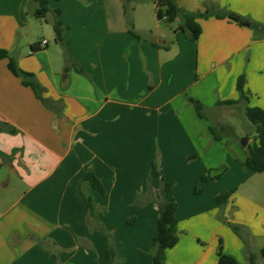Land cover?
<instances>
[{"label": "crops", "instance_id": "1", "mask_svg": "<svg viewBox=\"0 0 264 264\" xmlns=\"http://www.w3.org/2000/svg\"><path fill=\"white\" fill-rule=\"evenodd\" d=\"M177 2L190 12L235 13L262 28L211 16L199 19L202 34L193 42L175 30L178 23L157 18L153 0H49L45 21L35 18L34 0H0V48L54 102L44 105L8 59L0 61V264L105 263L108 242L88 223L82 193L90 169L105 189L95 192L96 223L113 236L116 264H151L164 199L178 203L179 230L165 264H217L220 241L239 263L249 264L252 251L264 264V201L246 185L258 183V173L245 165L237 139L216 141L209 129L221 123L223 108L245 116L244 104L217 106L238 100L242 74L249 106L264 109V0ZM56 18L63 43L55 41ZM52 39L56 64L51 49L34 55ZM154 159L160 175L150 185ZM163 178L174 182L165 195ZM233 189L218 206L216 196Z\"/></svg>", "mask_w": 264, "mask_h": 264}, {"label": "trees", "instance_id": "2", "mask_svg": "<svg viewBox=\"0 0 264 264\" xmlns=\"http://www.w3.org/2000/svg\"><path fill=\"white\" fill-rule=\"evenodd\" d=\"M38 3V7L34 11V16L40 20H46L47 15L51 11L49 7V0H34ZM156 8V15L159 20H164L167 24L178 23L176 31H182L186 38L195 42L197 41L202 34V26L199 23V19H206L208 17L214 16L218 19H228L232 22H235L239 26L249 27L255 30L261 29V25L250 21L249 19L240 16L235 13H229L223 10L207 8L204 12H190L178 5L177 0H153ZM56 14H59V11L56 10ZM130 24V33L134 35L137 39H140L138 34H136L132 29V22L129 19ZM53 29L55 33V41L58 43L64 42V30L62 22L56 18L53 21ZM39 49V48H38ZM37 49V50H38ZM2 59H8V68L11 73L20 78L24 86L30 87L36 97L40 99L44 105L50 107L51 104H54L53 101L44 97L45 89L36 79V76L31 73L22 70L15 58L10 54L6 49L0 48V61ZM246 76L244 74L240 75L237 82V90L239 93L238 100H229V101H220L217 103V106H233L241 107V104L245 105L244 114L247 120L252 124L254 134L253 141L248 143L245 147L246 150V161L245 165L252 170L253 173H264V109L256 106H249V93L246 90ZM189 101L194 105L198 116L202 119H209L206 115V107L201 103V101L189 97ZM210 132L213 135L214 140L220 141L224 138L223 133L232 136L233 138H238L234 133L233 128L229 125L223 123L211 124ZM222 132V134H220ZM249 137V134L246 135ZM160 175L158 169L157 160L154 159L151 165L150 171V185L153 180ZM208 180L207 176L202 177V182ZM161 194L165 195L167 192L171 191L174 182L165 181L162 179ZM84 184L86 188H82V193L85 197L86 204L88 207V223H94V227L99 228L105 234V239L108 242L107 252H106V261L104 264H116L115 260L117 257V250L114 245L113 236L106 231V229L96 223L98 208L95 201V192H104V186L95 172L90 169L84 178ZM201 189L196 186L195 193H200ZM235 192V189L232 191H223L216 196V202L218 206H223L228 202L231 195ZM178 209V203L174 200H162L159 202V218L157 221V230L156 234L153 237V245L151 250V264H165L166 261V252L169 249L174 248L179 241V230H178V218L176 212ZM232 230L239 235L238 226L229 223ZM218 262L217 264H241L234 257L226 254L223 250L222 242L220 241L218 249ZM261 256L264 257V249L261 251ZM258 255L252 251L249 252L248 259L249 264H258Z\"/></svg>", "mask_w": 264, "mask_h": 264}, {"label": "rangeland", "instance_id": "3", "mask_svg": "<svg viewBox=\"0 0 264 264\" xmlns=\"http://www.w3.org/2000/svg\"><path fill=\"white\" fill-rule=\"evenodd\" d=\"M138 24H140V26H145L143 24L141 25V22L139 21H138ZM44 36L47 37L46 35ZM55 45L56 44L54 40L52 39L50 40V46L46 50L38 51L34 53V55L47 52L49 49H51L50 58L54 62V64H56L60 56L58 54V50L53 51V49H57V48H54L56 47ZM43 57L44 56H39L40 62H42ZM61 79L63 80V73H61ZM218 116L220 117L221 123L225 125H229L231 128H233V131L236 135L237 133L239 134L238 138H235V139H237L241 145H242L243 139L247 137L246 136L247 134H249L250 137L253 136L254 130H253L252 124L239 111L233 108H223L218 112ZM220 134H222V132H220ZM223 135L225 138L230 137L233 139L232 136L227 135V133L225 132L223 133ZM248 142H249V139H248ZM256 175H258L256 176L259 179L258 183L254 182V180L252 181L250 180V182H247L246 185L249 188L252 187L256 189L257 192L255 196L260 202H262L264 201V173H258Z\"/></svg>", "mask_w": 264, "mask_h": 264}, {"label": "water", "instance_id": "4", "mask_svg": "<svg viewBox=\"0 0 264 264\" xmlns=\"http://www.w3.org/2000/svg\"><path fill=\"white\" fill-rule=\"evenodd\" d=\"M247 144H248V138L246 137V138L243 139V141H242V145H243L244 147H246Z\"/></svg>", "mask_w": 264, "mask_h": 264}, {"label": "built area", "instance_id": "5", "mask_svg": "<svg viewBox=\"0 0 264 264\" xmlns=\"http://www.w3.org/2000/svg\"><path fill=\"white\" fill-rule=\"evenodd\" d=\"M41 44H42L41 45L42 47H45L48 44V42H47V40H43Z\"/></svg>", "mask_w": 264, "mask_h": 264}]
</instances>
